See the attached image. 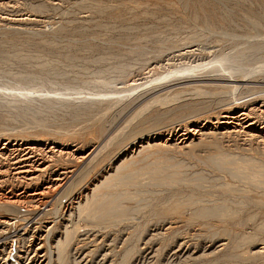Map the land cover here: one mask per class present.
I'll list each match as a JSON object with an SVG mask.
<instances>
[{
	"label": "rangeland",
	"instance_id": "1",
	"mask_svg": "<svg viewBox=\"0 0 264 264\" xmlns=\"http://www.w3.org/2000/svg\"><path fill=\"white\" fill-rule=\"evenodd\" d=\"M0 149V264H264V0H0Z\"/></svg>",
	"mask_w": 264,
	"mask_h": 264
},
{
	"label": "bare ground",
	"instance_id": "2",
	"mask_svg": "<svg viewBox=\"0 0 264 264\" xmlns=\"http://www.w3.org/2000/svg\"><path fill=\"white\" fill-rule=\"evenodd\" d=\"M201 24V23H200ZM244 52V51H243ZM228 79V78H227ZM246 113H244V112H241V115H245ZM238 115H236L235 117H231L234 121L233 122H230V123H232V127H233V129L234 130H237V132L239 131L238 129H235L237 126H244V124H245V117H244V119L243 118H241L240 116H238ZM260 116V115H259ZM222 118V117H221ZM247 118V117H246ZM255 120V119H254ZM230 121V120H229ZM212 123V122H211ZM229 124V123H228ZM228 124H225V126L227 127V128H231ZM249 124V123H248ZM225 127V128H226ZM239 128V127H238ZM243 129V128H242ZM247 129V128H246ZM192 130V129H191ZM227 130V129H226ZM231 130V129H230ZM234 130H231L232 132H234ZM225 131V130H224ZM199 134V133H198ZM234 134V133H233ZM183 138V137H182ZM181 138V139H182ZM186 143V142H185ZM188 144V143H187ZM15 145V144H14ZM27 147V146H26ZM26 147H23V148H25L26 149ZM4 148V147H3ZM8 148V147H7ZM22 148V149H23ZM6 149V148H5ZM11 149V148H10ZM9 149V150H10ZM13 149V148H12ZM31 149V148H30ZM33 149H35V148H33ZM32 149V150H33ZM1 150V149H0ZM20 150V149H19ZM38 150H40V149H38ZM45 150V149H44ZM47 150V149H46ZM51 150V149H50ZM3 151V150H2ZM12 151V150H11ZM29 151V150H28ZM31 151V150H30ZM35 151V150H34ZM49 151V150H48ZM26 152V151H25ZM42 152V151H41ZM1 153V152H0ZM4 153V152H3ZM20 153V152H19ZM30 153V152H29ZM32 154H33V152H31ZM13 154V153H12ZM24 154V153H23ZM36 154H37V152H36ZM41 154V153H40ZM44 154V153H43ZM42 154V155H43ZM11 155V154H10ZM25 155V154H24ZM39 155V154H38ZM34 156V155H33ZM36 156V155H35ZM41 156V155H40ZM44 156V155H43ZM42 156V157H43ZM19 157H21V154H20V156ZM39 157V156H38ZM37 157V159L36 158H33L32 157V155L30 156V155H27V158L25 157V158H17V160H15V162H13V170H12V174H13V176L15 177V178H19V179H21V180H36L37 179V181H38V179L42 176V175H44V174H48V172H50V171H48V165H46V166H44L45 164L43 163L44 162V159H42L43 160V162H42V160H40V158H38ZM15 158H16V156H15ZM6 159V158H5ZM13 159V158H12ZM14 160V159H13ZM48 160H49V158H48ZM50 161H51V159H50ZM49 161V162H50ZM231 163V162H230ZM51 164L52 163H49V165H50V167H52L51 166ZM2 165V164H1ZM9 165V164H8ZM11 165V164H10ZM53 165V164H52ZM49 167V168H50ZM12 168V167H11ZM4 169V168H3ZM5 170V169H4ZM10 170V171H11ZM1 173V172H0ZM60 173H62V172H60ZM59 173V174H60ZM66 173V172H65ZM59 174H57V175H59ZM72 174V173H71ZM9 176V175H8ZM7 176V177H8ZM63 176H65V174L63 175ZM59 177V176H58ZM61 177V176H60ZM13 178V177H12ZM11 178V179H12ZM8 179V178H7ZM54 179H56L57 180V177H55ZM54 179H52L51 181H52V183L54 182L53 180ZM1 180V179H0ZM3 180H6V178L5 179H3ZM43 180V179H42ZM62 180V179H61ZM2 181V180H1ZM63 181V180H62ZM6 182V181H5ZM28 185V184H27ZM51 186V185H50ZM39 192V191H38ZM40 195V194H39ZM5 196V195H4ZM6 197V196H5ZM26 198V197H25ZM15 200H12V202H14ZM18 202V201H17ZM1 203V202H0ZM13 204V203H12ZM18 206V205H17ZM214 207V206H213ZM216 207V206H215ZM222 207V206H221ZM35 208H31L30 210H34ZM216 209H213V208H202L201 210H199V211H201V212H199V213H201V214H206V212L208 213V214H210L212 211L214 212V213H216V211H215ZM213 212L211 213V214H213ZM29 214V213H28ZM200 214V215H201ZM207 215V214H206ZM218 215V214H217ZM2 221V220H1ZM0 221V222H1ZM27 228V227H26ZM47 230V229H46ZM29 250V249H28ZM33 257V256H32ZM43 258V257H42Z\"/></svg>",
	"mask_w": 264,
	"mask_h": 264
}]
</instances>
